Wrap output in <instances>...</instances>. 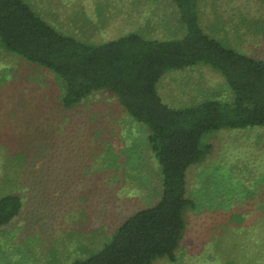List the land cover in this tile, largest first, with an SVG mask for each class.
Here are the masks:
<instances>
[{"label":"rangeland","instance_id":"obj_1","mask_svg":"<svg viewBox=\"0 0 264 264\" xmlns=\"http://www.w3.org/2000/svg\"><path fill=\"white\" fill-rule=\"evenodd\" d=\"M24 1L57 32L83 43L129 33L183 36L170 0ZM198 14L210 37L264 60V0H199ZM62 89L53 74L0 49V196L16 194L23 203L19 217L0 228V264H70L160 197L146 127L109 93L66 110ZM156 90L173 109L231 99L223 77L205 65L167 72ZM202 141L213 150L187 174L195 205L177 262L155 264H261L264 218L255 206H264V192L256 201L246 193L259 194L264 183V126L225 129Z\"/></svg>","mask_w":264,"mask_h":264},{"label":"trees","instance_id":"obj_2","mask_svg":"<svg viewBox=\"0 0 264 264\" xmlns=\"http://www.w3.org/2000/svg\"><path fill=\"white\" fill-rule=\"evenodd\" d=\"M170 1L183 26L182 37L147 40L129 33L90 44L57 32L24 0H0V49L53 74L63 87L61 105L66 110L75 109L94 93L115 96L132 121L146 127L147 143L159 166L158 201L127 217L107 243L70 264L177 262L187 214L195 205L187 194V174L213 150L203 137L225 129L264 126V60L206 34L198 14L199 0ZM197 65L218 72L231 99H207L185 109L164 104L156 90L159 80L169 71ZM18 155L11 157L17 170ZM259 190L255 196L247 191L246 197L256 201L264 183ZM255 207L264 218V206ZM22 208L18 195L0 196V228L18 218Z\"/></svg>","mask_w":264,"mask_h":264}]
</instances>
